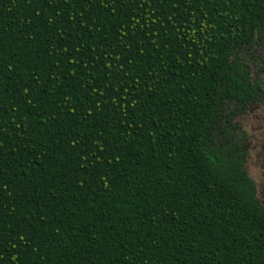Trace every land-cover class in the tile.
<instances>
[{
	"label": "trees",
	"instance_id": "1",
	"mask_svg": "<svg viewBox=\"0 0 264 264\" xmlns=\"http://www.w3.org/2000/svg\"><path fill=\"white\" fill-rule=\"evenodd\" d=\"M262 37L264 0H0V264H264Z\"/></svg>",
	"mask_w": 264,
	"mask_h": 264
},
{
	"label": "rangeland",
	"instance_id": "2",
	"mask_svg": "<svg viewBox=\"0 0 264 264\" xmlns=\"http://www.w3.org/2000/svg\"><path fill=\"white\" fill-rule=\"evenodd\" d=\"M244 58L250 67L251 78L264 87V37L246 50ZM247 132L248 154L243 167L257 187V197L264 205V102L254 100L247 112L234 117Z\"/></svg>",
	"mask_w": 264,
	"mask_h": 264
},
{
	"label": "flooded vegetation",
	"instance_id": "3",
	"mask_svg": "<svg viewBox=\"0 0 264 264\" xmlns=\"http://www.w3.org/2000/svg\"><path fill=\"white\" fill-rule=\"evenodd\" d=\"M262 85V84H261ZM263 86V85H262ZM263 89H264V87H263ZM254 100H258V101H260V102H264V99H254ZM253 100V101H254ZM253 101H251V102H253ZM251 102H248L247 104H246V111L244 112V113H246L247 112V105L249 104V103H251ZM244 113H240V114H244ZM237 115H239V114H237ZM237 115H235V116H237ZM234 116V117H235ZM243 128V127H242ZM243 130L245 131V133H246V138H245V140H244V142H245V145H246V154L243 156V162H244V158L246 157V155L248 154V146H247V132H246V130L243 128ZM244 168V167H243ZM245 170V169H244ZM247 173V172H246ZM248 174V173H247ZM252 179V178H251ZM253 180V179H252ZM254 182V181H253ZM254 184H255V182H254ZM255 187H256V184H255ZM256 196H257V187H256ZM257 199H258V197H257ZM259 200V199H258ZM260 201V200H259ZM261 203V202H260ZM262 204V203H261ZM263 205V204H262ZM264 206V205H263Z\"/></svg>",
	"mask_w": 264,
	"mask_h": 264
}]
</instances>
